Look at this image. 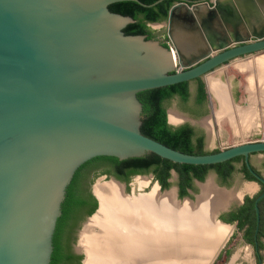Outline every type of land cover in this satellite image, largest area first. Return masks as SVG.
I'll list each match as a JSON object with an SVG mask.
<instances>
[{"label":"water","instance_id":"water-1","mask_svg":"<svg viewBox=\"0 0 264 264\" xmlns=\"http://www.w3.org/2000/svg\"><path fill=\"white\" fill-rule=\"evenodd\" d=\"M128 1L141 3L0 0V264H51L68 188L76 173L98 157L126 161L154 154L194 166L243 157L256 181L264 184L251 163L253 155L264 153V140L205 155L175 150L142 133L144 105L138 97L203 78L210 99L209 75L264 52V8L257 12L255 5L259 0H177L166 20L165 41L125 33L136 21L113 13L110 6ZM163 1L141 4L154 7ZM210 107V117L202 121L213 120L215 126L211 101ZM171 114L169 124L176 126ZM111 184L119 188L123 210L112 211L111 220L99 223L104 207L97 188L93 190L99 208L88 226L97 224L89 231L87 250L82 240L88 227L81 233L82 264L173 262L176 237L159 221L160 212L144 206L132 210L130 205L148 202L155 194L160 200L170 197L178 210H194L205 196L204 183H197L201 192L195 200L183 201L175 190L163 192L159 185L152 193L137 196L129 195L119 181ZM215 187L229 199L208 212L210 222L233 232L219 217L243 195ZM263 197L255 204L258 227ZM193 213L183 220L193 219ZM132 215L144 219L146 230L132 233ZM181 225L179 232L189 231ZM131 236L137 240L133 253ZM229 237L214 258L200 262L213 264Z\"/></svg>","mask_w":264,"mask_h":264},{"label":"trees","instance_id":"trees-1","mask_svg":"<svg viewBox=\"0 0 264 264\" xmlns=\"http://www.w3.org/2000/svg\"><path fill=\"white\" fill-rule=\"evenodd\" d=\"M158 1L140 0L142 4L148 6ZM141 3L134 1L116 3L110 6V10L113 13L134 18L136 22L125 29L127 35H148L152 39L154 37L149 25L166 21L170 9L176 3V0H165L154 7H144ZM230 74L238 75L240 73L231 67ZM138 97L144 105V118L141 127L144 135L175 150L191 155L219 152V150L211 153L206 152L204 149V136L197 134L190 123L173 126L168 121L167 103L176 97L181 99L185 111L195 119H199L211 112L210 109L205 108L207 91L205 84L201 81L196 106L191 105L190 102V82L149 90L140 93ZM212 100L214 101L215 112L218 105L213 97ZM240 162L243 163L242 172L246 174L247 179L255 181L256 179L244 164L243 157L212 166L175 164L154 154L145 158L126 161H120L114 157H98L91 160L76 173L68 188L66 201L63 204V215L58 221L54 237V253L51 264H82L84 257L75 252L74 244L81 224L87 218L93 216L99 208V202L92 191V185L98 175H112L124 182H130L135 175L153 171L157 181H159L163 189H166L170 186L169 179L172 176V171L175 170L180 175L179 186L181 188V198H183L189 195L188 189L193 187V180L204 181L209 172L213 170L223 181H226L236 171V164ZM263 202L264 200L260 202V208ZM254 206L255 198H248L247 205L243 210L244 212L245 210L248 211L250 223L255 226L256 212ZM232 219H241V217L237 215ZM244 225V223H241L240 229Z\"/></svg>","mask_w":264,"mask_h":264},{"label":"bare ground","instance_id":"bare-ground-1","mask_svg":"<svg viewBox=\"0 0 264 264\" xmlns=\"http://www.w3.org/2000/svg\"><path fill=\"white\" fill-rule=\"evenodd\" d=\"M259 1L258 2L261 3V6L264 8V0ZM242 62H248L246 63V66L251 67L249 68V70L252 73L248 78L250 93V105L248 106L240 107L234 103L232 97L229 96L231 88L230 84L225 83L220 78L214 77L212 74L209 75L206 79L209 91L214 94L215 98L219 102V108L214 112L216 123L220 122L225 117H230L239 134H241V131H244V125L248 121L250 122V119H253L254 117V110L251 109L253 106L252 104L254 103L253 96L255 99V97H257V95L264 88V54L260 56H253L251 59L246 61L243 60L236 62L238 63L237 65L241 68V70H248L246 68H242ZM173 118L177 120V117L175 115L173 116ZM257 122L258 121H256V123ZM207 124L208 126L210 125L209 122H206V125ZM245 133L247 132L245 131ZM97 193L102 199L104 207L103 216L101 217L99 223H105L107 220H111V215L109 214L112 211L115 212L123 210V208L120 207L121 205H123V201L120 198L121 196L119 188L115 184L100 185L99 187H97ZM204 193V198L200 201L199 206L194 210L191 207H185L182 210H178L170 197H165L160 200L155 194L148 198V202H140L141 205L134 202L132 205H130V208L132 210H137L139 206H144L145 208L147 207L150 211L160 212L159 221L162 222L165 230L170 231L171 234L176 237L174 241L176 243V246L173 251L175 254L177 253V256L174 257L176 260L174 259V261L170 264H207L211 257L214 258L216 250L220 249L223 246V244L228 239V236L230 235V231L226 228L222 229L212 226L208 213L211 211V209L221 207L222 204L224 205L226 201H228L229 197L226 194L219 192L216 189L213 181H209L206 185H204ZM132 210L131 212L135 213ZM141 211L143 212V210ZM191 211L194 212L192 215L193 219L186 217V219L183 220V217L187 216V214L190 215L189 213ZM133 217L134 218L131 219L132 221H130L132 233H134L135 231L139 232V230H146L143 229L147 228L146 224H144L143 226L144 219H141L142 217L139 216ZM136 218L139 220H137ZM180 223H182V228H189V231L186 232L184 229H182L179 232L178 227H180ZM96 224V221H93L89 224L85 233L86 235L82 240L85 243L84 247L86 248V250L89 247H87V245H89L88 236L91 234H89V231H91V229H94L96 227ZM149 224L151 225L150 222ZM131 238L132 245L130 246V252L133 253L136 249L135 244L137 240L134 236H131ZM105 248L106 245L102 244L103 251H105ZM141 250H144V252L147 253V250L143 248ZM201 259H204L207 262H200ZM133 260L135 259L133 258ZM133 263L134 262L131 261L130 264Z\"/></svg>","mask_w":264,"mask_h":264},{"label":"rangeland","instance_id":"rangeland-1","mask_svg":"<svg viewBox=\"0 0 264 264\" xmlns=\"http://www.w3.org/2000/svg\"><path fill=\"white\" fill-rule=\"evenodd\" d=\"M177 2L178 1H176V3ZM151 25H149V26H150V29L152 32V36L154 37L153 39H160V40L165 41L166 40L167 22L162 21V22H158V23H153V27ZM263 54H264V52L256 54L254 56H260ZM252 57L253 56H250L247 59H245L244 61L249 60ZM233 64L237 65L238 63L232 62L230 65L226 66L227 68L226 67H225V69L222 68V69L218 70L217 72H221V73H223L225 71L230 72ZM237 67L240 68L238 65H237ZM241 79H243L242 74L236 75L235 78L233 79V81H232V79H227V78H224V76H223V80L224 81L227 80L226 83L233 85V87L238 86L236 84V82L240 81ZM234 95H235L234 98L232 96V100L234 101V103L237 106L244 107V106H246V104L249 103L248 96L243 89H239L237 93H236V91H234ZM261 98L263 99L262 100L263 102L259 101L260 105L255 103L252 107L253 110L256 111V109L260 110L262 108L263 112H264V97H263V95H261ZM262 103H263V105L261 106ZM167 109H168V112L172 113L171 116H172V119L174 120L173 124H175L176 126H180V125H183L186 123H190V124H196L197 126H201L204 129V131H206L207 137H206L204 149L206 152H209V153L214 152L216 150H220L221 148H224V147H229V146L235 145V144L264 140V133H263L264 131H263V129H260L259 132H257V136L252 135V136H248V137H242V138L235 140V141H227V140L221 141L218 130H217V132L215 130H213V129H215V126H217V124L219 122H217L216 125L214 126L213 120H210L209 121L210 125L208 126V124L206 125V123H204L202 121L204 117H210L211 112H209L207 115L203 116V118L201 117L199 119H195L189 113H187L185 111V108L182 105L181 99L178 97L172 99L171 101H169L167 103ZM255 111H254V113H255ZM174 115L177 117V120H175L173 118ZM221 126L225 131L229 132V127H228L227 121L226 122L224 121L221 124ZM263 163H264V153L256 154V155L252 156V164L254 165L255 168L261 170L262 172H264V169L262 167ZM237 167L240 168V165H238ZM209 179H212L213 183L217 184L219 187L233 191L238 196L239 195L242 196L246 193L254 196L260 191V186L257 183L247 182V180H245L243 178V175L239 171L235 174L233 182L230 184H227V185L224 184L223 182H221V180H219V178L212 172L209 173L207 175V177L205 178V180L203 181L204 185L209 182ZM115 181H119L123 186H125L126 192L129 195H132V193H134L137 196H139L140 194H150L159 185V182L157 181L156 176L153 173V171H149V172H146L143 174L135 175L131 178L130 182H124L122 180L117 179L115 176H112V175L101 174L95 178V182L92 185V191L95 188L99 187L100 185H106V184L110 185L111 183H113ZM169 183H170V186L166 189L161 188V191L167 192V191L175 190L178 194L179 178H178V175L176 173L172 172V176L170 178ZM195 187H196V190L193 193H191V195L185 196L183 198H181L178 195V199L181 201H183L184 198L195 200L196 199L195 197L199 196L200 192H201L199 184L196 183ZM89 218H87L81 224V226L77 232V240L74 244L75 252L77 249H81V233H83L86 230V228L88 227ZM231 227L233 228V232H234L235 227L233 225ZM227 251H229L228 256L226 255ZM77 254L83 255V257L85 258V251L83 249H81L80 253H77ZM250 255H251L250 247L247 246V244L241 240L240 235H238L236 233V235L231 239V241L227 245H225V247L221 251L219 257L215 260V262L213 264H253V260L250 257ZM84 258H83V260H84Z\"/></svg>","mask_w":264,"mask_h":264},{"label":"flooded vegetation","instance_id":"flooded-vegetation-1","mask_svg":"<svg viewBox=\"0 0 264 264\" xmlns=\"http://www.w3.org/2000/svg\"><path fill=\"white\" fill-rule=\"evenodd\" d=\"M188 1L193 3V2H196V1L197 2H201L203 0H188ZM230 64H227V65H230ZM227 65H225V67ZM225 67H224V69H225ZM232 67L234 69H236L244 77L240 81L236 82V84L238 86L233 87V85H230L231 88H230L229 96H231V97L233 96V98H234V96H235L234 95V91H236V93H237L239 89H243L246 92V94L248 96V99H249V103L246 104V106H248V105H250V93H249V80H248V78L252 74L251 71L249 70V68H251V67L246 68L248 70H241L240 68H237L236 65H234V64L232 65ZM212 75L214 77L220 78L222 81H224L223 80V76H224V78L232 79V81H233V79L236 76V75H231L229 71H225L223 73H221V72H217L216 73L215 72ZM200 81L203 84H205L203 78H198V79H196V80H194L193 82L190 83V94H191L190 102H191V105H193V106H196L195 104H196L197 97H198V94H199ZM226 81L227 80H225L224 82L226 83ZM205 88H206V86H205ZM209 93H210V99H208V94H207V103L205 104V108H208V109L211 110V107H210V101H211L212 108L214 109V104H213L212 97L216 101V103L218 105V108H219L218 100L215 98L214 94H212L210 91H209ZM258 95H257V97H255V99H254V96H253L254 103L252 105H254L257 101L262 100L261 95H263V97H264V88ZM218 108H217V110H218ZM253 114H254V112H253ZM259 114H258V117L254 114L253 119H255V120L250 119V122L248 121L244 125V129H243L244 131H241V134H239L237 132L236 127H235L234 123L231 121L230 117H225L223 120H221L217 124L218 127L216 126V128L213 129V130H218L221 141L222 140L235 141V140H238V139H240L242 137H248V136H252V135L257 136V132H259L260 129H263V131H264V128L262 127V126H264V122H262V120H261V111L259 112ZM256 118H259V121L257 123H256V121H257ZM224 121L225 122L227 121V124H228V127H229V132L225 131L222 128V126H221V124ZM191 126L195 128V132L197 134L203 135L204 136V140L206 141V137H207L206 136V131H204V129L201 126H197L196 124H191ZM245 131L247 133H245ZM237 134H239V135H237ZM235 145H237V144H235ZM251 163H252V158H251ZM244 164H245V162H244ZM238 165H240V168L237 167ZM252 166H253V168L255 169V171L259 175L264 177V172H262L261 170L255 168L253 164H252ZM262 167L264 169V163L262 164ZM242 168H243V163L242 162L237 163L236 164V171L226 181H223L215 171L212 170V171L209 172V173H211V172L214 173L219 178V180H221V182H223L224 184L227 185V184H230V183L233 182L235 174L239 171L243 175V178L245 180H247V182H249V183H255L256 182L260 186V191L256 195L252 196V195L247 194V193L244 194L243 198L240 201H236L234 204H232V206L228 210L223 211L221 213L219 219L223 223H226V224L231 225V226L233 225L235 227L234 232L229 230L230 234H231V232H232V234L230 235V237L228 236L229 240L227 241L226 245L231 241V239L237 233L238 235H240L241 240L244 241L247 244V246L250 247V252H251L250 257L253 260V264H264V202L261 204V208H260L261 219H260L259 227H258L257 214H256V225L254 226L252 223H250V217H249L250 215H249L248 211L245 210V212H244V210H243V208L247 205V199L248 198H250V199H254L255 198V204H256L257 198L264 194V184H262V183H260V182H258L256 180L255 181L248 180L246 174L244 172H242ZM172 172H175L178 175L179 182H180V175L175 170H173ZM169 182H170V179H169ZM198 182H203V181H200L198 179L193 180V187L188 189L189 195H191V193H193L196 190L195 185ZM159 185L163 189V187H162V185L160 183H159ZM178 195L181 197V188H180V186H178ZM262 200H264V197H263ZM259 206H260V203H259ZM254 209H255V206H254ZM255 212H256V210H255ZM237 215L240 216L241 219H234L233 220L232 218L234 216H237ZM241 223L245 224L242 229H240V224ZM257 229H258V231H257ZM226 255L227 256L229 255V251L226 252Z\"/></svg>","mask_w":264,"mask_h":264},{"label":"crops","instance_id":"crops-1","mask_svg":"<svg viewBox=\"0 0 264 264\" xmlns=\"http://www.w3.org/2000/svg\"><path fill=\"white\" fill-rule=\"evenodd\" d=\"M197 2V1H196ZM196 2H193V3H196ZM255 5L257 6L256 8H257V12L260 10V11H262V9L263 8H261V4L258 2V1H255ZM246 63H248V62H246ZM246 63H244V62H242V65H243V67L242 68H248L247 66H246ZM244 64H245V66H244ZM236 65V64H235ZM236 67H237V65H236ZM238 68V67H237ZM263 100V99H262ZM262 100H260V102H263ZM257 104H259V101H257L256 102ZM260 105V104H259ZM263 105V103L261 104V106ZM256 108V107H255ZM252 109V108H251ZM260 109V108H259ZM253 110V109H252ZM261 111V120H262V122H264V112H263V109L261 108L260 110H257L256 109V111H255V115L258 117V114H259V112ZM257 121H259V118H257ZM263 128H264V126H262Z\"/></svg>","mask_w":264,"mask_h":264}]
</instances>
